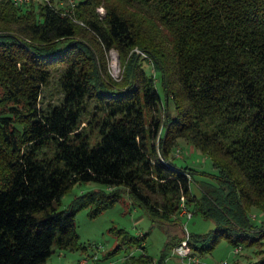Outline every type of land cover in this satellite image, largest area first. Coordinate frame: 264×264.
<instances>
[{"label": "trees", "instance_id": "16d2710c", "mask_svg": "<svg viewBox=\"0 0 264 264\" xmlns=\"http://www.w3.org/2000/svg\"><path fill=\"white\" fill-rule=\"evenodd\" d=\"M50 1L0 0V103H13L0 116V264H46L54 244L87 250L79 211L96 217L125 194L154 225L173 226L159 264L185 237L183 197L193 215L215 223L191 233L192 253L223 239L233 247L262 240L250 209L264 212V0H76L70 15ZM85 29L99 53L79 38ZM136 47L160 71V87ZM111 48L126 64L121 82L98 63ZM53 64L65 65L63 98L43 108ZM180 138L208 155L216 173L176 163ZM196 175L204 177L200 194L191 187ZM87 182L106 190L62 207Z\"/></svg>", "mask_w": 264, "mask_h": 264}, {"label": "rangeland", "instance_id": "374dc122", "mask_svg": "<svg viewBox=\"0 0 264 264\" xmlns=\"http://www.w3.org/2000/svg\"><path fill=\"white\" fill-rule=\"evenodd\" d=\"M58 1L60 3V0H57L55 1V4H58ZM61 1V4L67 6L68 0ZM99 12L102 15L105 13L103 8H99ZM83 33L84 36L79 37L80 39L86 41L92 39L89 37V33L86 32V29ZM90 45L99 53L100 50L98 48L99 46H97L96 39L93 38L90 41ZM133 52H137L138 55L144 57V66L148 74L156 77L158 86L160 87L161 73L156 69V66L152 63L150 58L147 57V54L138 47H136L132 53ZM103 56L104 58H102L101 55L98 58L101 70L106 71L104 73L102 71V75L107 76L108 80L111 77L113 80L121 82L125 75L126 64L124 65L122 63L118 50L116 48L103 50ZM50 66V83L43 88L40 97V105L43 108L48 107L50 103H60L63 98L60 80L65 65L53 64ZM3 94L4 90L0 86V99L3 97ZM11 105H13V103H8L7 105L0 103V116L2 114L9 115V106ZM88 109L89 111L84 115L81 124L82 127L88 126L87 130L91 129L88 119L94 113V102L89 103ZM14 126L22 128V125L17 122L14 123ZM97 139L98 136L94 133L92 136V145L96 144ZM173 155L177 157L175 161L180 165H190L200 170L216 173L209 156L195 148L184 138L178 139ZM203 178L204 177L200 175H196L192 178L191 187L196 194H200L198 187ZM95 189L106 190V186L97 182L76 184L62 198V207L69 205L75 196ZM89 212L90 208H85L79 211L76 216L77 230L80 235L79 244H86L88 246L87 250H63L57 248L56 244H54L53 254L49 257L46 264H138L141 257H152L154 260H152L150 264H159L158 260L162 257L164 246L167 241V233L165 232V229H172L173 226L166 227L154 225L145 210L138 205H134L128 194L123 195L121 201L117 202L114 206L109 207L96 217H91ZM250 217L253 221L259 224V230L264 232V212L259 208L252 207L250 209ZM180 220L182 221L183 229L185 231V237L183 240H187L190 247L189 236L191 233L205 234L215 227L213 220L204 218L200 214H194L190 219L180 216ZM118 229H125L128 231L129 236L135 240L127 241V239L119 236L117 234ZM115 230L116 232H114ZM180 244L181 242L178 245ZM238 247L240 248L239 250L243 249L245 251V263L243 264H254L255 259L261 258L262 254H264V238L256 241L254 245L244 246L242 244L236 248ZM231 248L232 246L223 239L212 251L204 254L197 253L201 260L198 257L197 258L207 264L219 262L224 259L227 260V258L231 259ZM235 253L237 252L235 251ZM177 258L178 257L173 256L171 250L168 252V256L164 263L183 264Z\"/></svg>", "mask_w": 264, "mask_h": 264}, {"label": "built area", "instance_id": "2783aa9c", "mask_svg": "<svg viewBox=\"0 0 264 264\" xmlns=\"http://www.w3.org/2000/svg\"><path fill=\"white\" fill-rule=\"evenodd\" d=\"M12 1H13V3L16 6H23V5H26V4H30L33 1H48V2H51L50 0H12ZM61 3H62V1L60 2V6L62 5V7H64L63 12L65 14L67 13L69 15H70L71 8H73L76 5L75 0H70V2L68 0L67 6H65L64 4H61ZM79 22H81V21H79ZM180 214H181V216L187 217L188 219H190L193 216V212L190 210L189 206L187 205L185 197H183L181 199V211H180ZM239 249L240 248L238 247V248L235 249V251L238 252ZM173 250L178 256H180V258L182 260L186 261L188 264H207L205 262L200 261L195 256V254L192 253V249L189 246L187 240L181 241V244L178 245L177 247H175ZM154 264H157V263H154ZM211 264H227V260L224 259L222 261L211 263Z\"/></svg>", "mask_w": 264, "mask_h": 264}, {"label": "crops", "instance_id": "0c3cea01", "mask_svg": "<svg viewBox=\"0 0 264 264\" xmlns=\"http://www.w3.org/2000/svg\"><path fill=\"white\" fill-rule=\"evenodd\" d=\"M230 246H232V245H230ZM235 248L236 247H233L232 246V248L230 249V250H232L231 251V253H232V258L231 259H228L227 258V264H243V263H245V251L243 250V249H241V250H239L237 253H235ZM172 252H173V256H176V257H178L177 259H179L183 264H188V263H186L184 260H182L181 258H180V256H178L175 252H174V250H172ZM195 256L196 257H198L199 258V255L196 253L195 254ZM150 258H152V257H150ZM256 258V257H255ZM254 258V259H255ZM200 259V258H199ZM152 260H154L153 258H152ZM201 260V259H200ZM258 259H255V261H257Z\"/></svg>", "mask_w": 264, "mask_h": 264}]
</instances>
